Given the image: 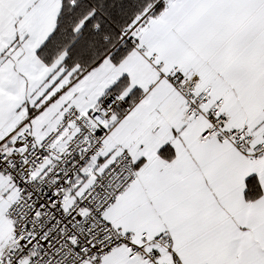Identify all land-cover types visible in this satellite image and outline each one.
Listing matches in <instances>:
<instances>
[{
    "label": "snow or ice",
    "instance_id": "obj_1",
    "mask_svg": "<svg viewBox=\"0 0 264 264\" xmlns=\"http://www.w3.org/2000/svg\"><path fill=\"white\" fill-rule=\"evenodd\" d=\"M0 264H264V0H0Z\"/></svg>",
    "mask_w": 264,
    "mask_h": 264
}]
</instances>
